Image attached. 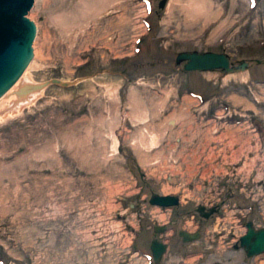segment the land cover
Returning <instances> with one entry per match:
<instances>
[{"label": "rangeland", "instance_id": "obj_1", "mask_svg": "<svg viewBox=\"0 0 264 264\" xmlns=\"http://www.w3.org/2000/svg\"><path fill=\"white\" fill-rule=\"evenodd\" d=\"M209 1L201 15L188 0L34 1L27 78L80 81L0 120V264H145L171 236L158 264H207L222 248L216 216L264 229V0ZM182 52L248 65L186 73ZM150 132L157 144L139 152L131 143ZM165 195L178 205L149 204Z\"/></svg>", "mask_w": 264, "mask_h": 264}, {"label": "water", "instance_id": "obj_2", "mask_svg": "<svg viewBox=\"0 0 264 264\" xmlns=\"http://www.w3.org/2000/svg\"><path fill=\"white\" fill-rule=\"evenodd\" d=\"M35 0H0V99L17 83L24 74L34 57L33 43L37 28L35 23L28 17ZM166 0H161L159 8L162 9ZM176 64L183 63L185 72H210L219 70L221 74H236L245 72L247 63L242 62L238 66H230L229 57L223 53L214 52H182L175 58ZM65 82L59 79H51L43 83L28 84L14 92L17 101H22L29 95L39 93L49 86L68 88L77 84ZM172 125V123H170ZM149 204L159 207H172L178 205L175 196H153ZM210 213H204L199 208L200 216L207 218ZM155 232H162L156 229ZM179 236L183 243L191 242L199 238L198 234L187 235L180 232ZM241 247L246 251L247 257H254L264 253V229L255 230L252 224H246V233L240 239ZM166 246L153 240L151 250L154 260L158 263Z\"/></svg>", "mask_w": 264, "mask_h": 264}, {"label": "bare ground", "instance_id": "obj_3", "mask_svg": "<svg viewBox=\"0 0 264 264\" xmlns=\"http://www.w3.org/2000/svg\"><path fill=\"white\" fill-rule=\"evenodd\" d=\"M179 2H180V0H172V4H176ZM211 5L212 4L209 0H188L187 4H185L183 6V9L186 11H193V12L201 15L202 13L204 14V12L208 11V9H209L208 7H210ZM207 16L208 15H206V17ZM32 47H33V45H32ZM214 71H219V70H214ZM24 73L25 74H23L20 77V79L17 81V83L0 99V120H2L3 118H5L7 116L12 115L15 112H18L22 107L30 104L32 97H34L36 94H38V93L32 94V95H29L27 98H25L22 101H17L14 92L22 86H25L28 84H34V83H31L29 81V79L27 78V76H26L27 73L26 72H24ZM186 73H189V72H186ZM225 75H230V74H224L223 76H225ZM157 105H158V107L162 106L161 102H157ZM133 119L137 120L139 122H144V119H146V115H144L140 112L139 114L135 115V118H133ZM169 122L172 123V125L175 124L176 118H173ZM141 135H142V137H141ZM157 142H158L157 135L150 132L147 135H144L143 133H141L139 138L137 140H134L131 144L136 150L138 149L139 152H143L140 149L148 151L150 146L156 145ZM116 144H117V140L115 138H113L112 149H111L112 153L116 152V147H117ZM144 157H147V155H144ZM165 196H168V195H165ZM252 228L257 230L256 228H254V226H252ZM240 233L243 234L244 231L243 232L240 231ZM186 234L192 235V234H188V233H186ZM195 234L199 235V232L195 233ZM195 234H193V235H195ZM226 240H227V238L224 236H220L217 239V241H218L217 245L218 244L221 245L222 248H221V250L220 249L214 250V255H211L207 259V262H208L207 264H241L240 261L244 262V260L246 261V259L249 260L250 257H247L246 251L243 248H242V253L246 259H244V257L241 255V253L239 255L240 258H238V255H237L238 253L232 251V247H230L231 245H228V244L223 245V244H225ZM206 242L208 243L209 240H207ZM240 244H241V241H240ZM215 249H217V247ZM209 250H211V249H207V251H209ZM258 256L259 255L250 258V260H252L250 264L259 263V262H256V258ZM55 259L56 260L61 259V256H55ZM201 259H203L202 255H198V256L190 255L189 258L187 259V261H185V262H186V264H196V263L200 262ZM54 263L59 264L57 261H54ZM60 264H63V263H60ZM203 264H205V262Z\"/></svg>", "mask_w": 264, "mask_h": 264}, {"label": "flooded vegetation", "instance_id": "obj_4", "mask_svg": "<svg viewBox=\"0 0 264 264\" xmlns=\"http://www.w3.org/2000/svg\"><path fill=\"white\" fill-rule=\"evenodd\" d=\"M230 66H235V65L230 64ZM226 197H228V195ZM218 207H219V205L215 206L214 213H218V211L220 210V209H218ZM252 210H253V208H250V211H252ZM223 218H224V216H219L218 215L213 220V223L216 222L217 226H219L218 233H220L221 236H224V237L227 238V240L225 241L226 245L227 244L231 245L230 247H232V249H235V248L239 247L242 250V247H241V244H240V239L246 233V224L248 223V220L245 219V216L235 217V219L233 220L234 222H230L229 225H227V224L226 225H222L224 223L222 222L220 224V221H222ZM218 224H220V225H218ZM217 226H213L214 227V231L217 230ZM221 226H223V227H221ZM240 231H242V232L244 231V233L242 234V233H240ZM223 232H225V233H223ZM178 237H179V235H178ZM173 240H174L173 236H171V238L166 239L164 243L169 246V244H171V242H173ZM165 244H163V245H165ZM147 250L144 249V251H143L144 252L143 253V257L146 260L145 264H158L154 260L153 252L151 250V244H150V247ZM242 255H243V253H242ZM243 257H244V255H243Z\"/></svg>", "mask_w": 264, "mask_h": 264}]
</instances>
